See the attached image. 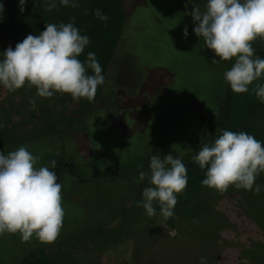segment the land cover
Instances as JSON below:
<instances>
[{
  "label": "rangeland",
  "instance_id": "374dc122",
  "mask_svg": "<svg viewBox=\"0 0 264 264\" xmlns=\"http://www.w3.org/2000/svg\"><path fill=\"white\" fill-rule=\"evenodd\" d=\"M117 1L126 11L124 39L91 105L99 110L86 115L82 124L83 105L68 94L41 98L35 87L9 93L0 86V152L7 154L24 146L25 140L45 137L55 124H71L67 135L24 147L40 158L37 167L63 161L74 165L79 175L73 177L66 169L58 175L65 217L57 240L46 244L33 237L23 242L19 233H5L0 236V264H20L31 255L36 260L41 249L52 264H201V258L204 264H264V190L254 194L230 186L221 194L202 186L205 170L193 159L224 130L219 120L229 91L224 73L233 63H212L219 58L193 32L195 23L187 13L193 7L203 12L207 0ZM95 25H90L86 49L99 60L108 39L103 37L106 28L95 33ZM256 84H264V77L247 93L232 91L231 106L245 112L247 123L231 127L264 143V103L254 94ZM117 90L129 98L117 103ZM20 128L27 133L15 130ZM156 154H173L187 168L186 189L177 196L174 215L168 219L156 204V215H146L136 180L138 170L147 172L149 158ZM256 183L264 186V173ZM131 188L133 197L106 225L114 216L106 210L115 202L114 192ZM40 246L45 247L37 249Z\"/></svg>",
  "mask_w": 264,
  "mask_h": 264
},
{
  "label": "clouds",
  "instance_id": "9594fccd",
  "mask_svg": "<svg viewBox=\"0 0 264 264\" xmlns=\"http://www.w3.org/2000/svg\"><path fill=\"white\" fill-rule=\"evenodd\" d=\"M26 3L27 0H19L21 13ZM59 3L79 7L78 0ZM56 6V0H47L48 11ZM3 12L4 5L0 3V19ZM187 14L195 23V35L219 58L212 63L233 61L224 73L233 92L247 93L255 81L264 77V59L256 55L253 47L257 40L264 42V0H207L203 12L193 7ZM94 15L101 21L109 19L100 9ZM183 36L187 39V27ZM89 44V37L82 35L73 22L45 24L38 35H27L14 49L9 46L0 52L3 57L0 86L9 93L27 86L35 87L41 98L64 93L76 102L80 99L91 102L105 77L95 53L89 51L83 62L79 59ZM89 69L92 75L88 74ZM253 91L259 102L264 103V84H256ZM30 103L35 104V99ZM39 159L24 146L7 154L0 152V236L19 233L23 242L35 237L46 244L54 243L60 236L65 212L62 185L54 171L57 161L37 167ZM193 159L205 170L202 186L221 194L230 186L254 194L264 190V186L256 183L257 177L264 173V143L246 132L222 130L214 141L201 146ZM138 179L146 184L140 194L146 215H156V204L164 219L171 218L177 196L188 183L182 159L173 154L151 155L148 171L138 170Z\"/></svg>",
  "mask_w": 264,
  "mask_h": 264
},
{
  "label": "trees",
  "instance_id": "16d2710c",
  "mask_svg": "<svg viewBox=\"0 0 264 264\" xmlns=\"http://www.w3.org/2000/svg\"><path fill=\"white\" fill-rule=\"evenodd\" d=\"M0 2L4 5V12L3 18L0 19V52H3L6 48L11 46L13 49L15 45L19 42H22L23 39L27 35H38L45 29V24H56L59 25L61 23L67 24L69 22H73L74 26L80 29L82 35H89L90 32V25H95L92 29L94 32L102 33V27L106 28V35H103L104 38L107 37V45L104 47L103 51L99 54L98 63L102 68L103 76L106 75L108 65L110 63L111 57L113 55L114 50L116 49L120 40L124 39L123 37V26L126 23V11L124 9V3L118 2L117 0H109L106 2L105 0H78L79 7L72 8V7H65L60 5L59 0H56V8L52 9L51 11L47 10L46 4L47 0H27V3L24 6V12L21 13L18 8L19 0H13L11 3L8 0H0ZM96 9H100L103 14L108 16V20L101 21L95 17L94 13ZM76 15H73V13ZM74 18V20H73ZM113 34H112V33ZM258 45L256 47V55L260 58L264 55V49L261 45H264V42L258 40L256 42ZM262 43V44H261ZM259 49L261 51L259 52ZM87 49L81 54L79 59L83 62V55H86ZM2 55H0V59H2ZM88 74L92 75V71L89 69ZM99 86L96 91L95 99L98 97L97 92ZM229 88V86H228ZM227 88V90H228ZM116 94H120L118 99L116 98L117 103H121L122 99L127 100L129 97L122 92L121 90H117ZM131 100V99H130ZM81 106L83 111L81 112V124L84 122V118L86 115L94 114L99 110V108L92 107L93 101L89 102L87 99H80ZM89 102V107L85 104ZM232 102V90L229 88V91L226 92L224 101L222 102V114L220 116V125L224 126V130L229 129L232 131L231 126H236L239 123H244V127L247 123V118L245 119L243 112L241 109L236 106H231ZM92 105V106H91ZM235 109V110H234ZM91 110V111H90ZM103 111V109H102ZM105 111V110H104ZM237 111V114H235ZM108 113H113L111 110H106ZM229 112V113H228ZM237 119L234 121V119ZM245 120V121H244ZM253 120V119H252ZM62 123L55 124L54 127H49V132L46 134L45 137L38 138L39 140L47 139L53 135L57 134H68L71 132L69 126L68 127L60 126ZM68 125V124H67ZM79 127V126H78ZM77 127V128H78ZM76 128V129H77ZM15 130H25L24 128L15 129ZM18 132V131H16ZM27 133V131H24ZM20 136V135H17ZM36 140L28 139L25 140L26 143H22V145L26 146L30 143L36 142ZM11 144V143H7ZM5 147V146H4ZM85 184L88 182H84ZM115 194V202L108 205L107 209H111L114 213L113 218L108 222L105 223L111 224L113 223L118 214L122 211L123 205L125 202L132 198V194L135 193L131 188L130 191H121L117 190L114 192ZM117 200V201H116ZM116 203V204H115ZM131 218V216H130ZM83 227L82 229H84ZM80 229L78 227L76 230ZM45 246H40L37 249L44 248ZM35 250V249H34ZM30 255V254H29ZM32 256V255H31ZM29 256L27 259H23L20 264H26L30 261L31 264H52L45 256L44 250H40L38 259L34 260L35 258ZM34 261V262H33Z\"/></svg>",
  "mask_w": 264,
  "mask_h": 264
},
{
  "label": "flooded vegetation",
  "instance_id": "af4514ba",
  "mask_svg": "<svg viewBox=\"0 0 264 264\" xmlns=\"http://www.w3.org/2000/svg\"><path fill=\"white\" fill-rule=\"evenodd\" d=\"M216 125L217 124H214L213 126H214V128L216 127ZM64 169H66L67 171H68V173L71 175V176H73V177H76V178H79V175L77 174V172L75 171V167H74V165H71V164H69V163H67V162H63V161H61V162H59V164H58V166H57V172H56V174H57V176L58 175H60L61 176V174L63 173V171L62 170H64ZM65 171V170H64ZM60 176H58V182L60 181L59 180V177ZM136 180L139 182V190L140 189H143V187L144 186H146V184H141V182L139 181V179H138V173H137V175H136Z\"/></svg>",
  "mask_w": 264,
  "mask_h": 264
}]
</instances>
